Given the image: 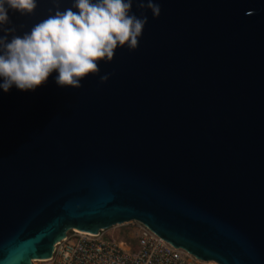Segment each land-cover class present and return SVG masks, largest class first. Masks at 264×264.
<instances>
[{
    "label": "water",
    "instance_id": "water-1",
    "mask_svg": "<svg viewBox=\"0 0 264 264\" xmlns=\"http://www.w3.org/2000/svg\"><path fill=\"white\" fill-rule=\"evenodd\" d=\"M74 2L9 8L0 37ZM153 2L159 18L133 0L137 49L118 46L80 89L55 71L0 88V264L130 221L203 261L264 264V0Z\"/></svg>",
    "mask_w": 264,
    "mask_h": 264
},
{
    "label": "clouds",
    "instance_id": "clouds-1",
    "mask_svg": "<svg viewBox=\"0 0 264 264\" xmlns=\"http://www.w3.org/2000/svg\"><path fill=\"white\" fill-rule=\"evenodd\" d=\"M139 9H149L159 18L161 8L153 0H136ZM7 6V7H6ZM133 0H75L72 8L35 24L21 36L0 37V88L7 93L13 85L20 91H34L55 71L60 87L80 89L81 80L99 73L98 62L113 60L115 50L138 47L147 16L131 13ZM36 0H0V25L8 23V9L31 14ZM73 8L78 11H73ZM15 31V29H11ZM109 79L100 77L101 83Z\"/></svg>",
    "mask_w": 264,
    "mask_h": 264
},
{
    "label": "built area",
    "instance_id": "built-area-1",
    "mask_svg": "<svg viewBox=\"0 0 264 264\" xmlns=\"http://www.w3.org/2000/svg\"><path fill=\"white\" fill-rule=\"evenodd\" d=\"M129 227L139 248L132 252L126 241L108 236L118 228ZM31 264H218L203 261L181 248H175L138 221L112 226L96 234L69 230L56 242L47 259Z\"/></svg>",
    "mask_w": 264,
    "mask_h": 264
},
{
    "label": "rangeland",
    "instance_id": "rangeland-1",
    "mask_svg": "<svg viewBox=\"0 0 264 264\" xmlns=\"http://www.w3.org/2000/svg\"><path fill=\"white\" fill-rule=\"evenodd\" d=\"M134 232L130 230L129 227L118 228V230L111 232L108 236L124 240L131 247L132 252H136L139 248L138 242L135 239H132Z\"/></svg>",
    "mask_w": 264,
    "mask_h": 264
},
{
    "label": "bare ground",
    "instance_id": "bare-ground-1",
    "mask_svg": "<svg viewBox=\"0 0 264 264\" xmlns=\"http://www.w3.org/2000/svg\"><path fill=\"white\" fill-rule=\"evenodd\" d=\"M75 232L80 233V234H85V232H80L78 230H75ZM32 262H33V260L30 263H32Z\"/></svg>",
    "mask_w": 264,
    "mask_h": 264
}]
</instances>
